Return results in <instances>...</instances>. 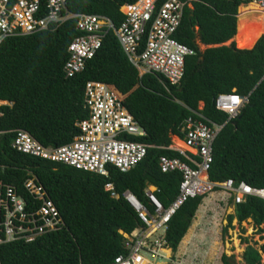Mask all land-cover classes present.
Instances as JSON below:
<instances>
[{"label":"trees","instance_id":"obj_1","mask_svg":"<svg viewBox=\"0 0 264 264\" xmlns=\"http://www.w3.org/2000/svg\"><path fill=\"white\" fill-rule=\"evenodd\" d=\"M137 1L68 0L67 8L74 14L106 17L120 27L125 20L122 7ZM241 5L237 0H197L185 7L175 39L195 55L187 57L184 77L177 86L159 75L140 77L113 33L104 38L101 49L82 72L66 78L63 68L68 47L81 34L76 20L3 42L0 100L13 105L3 107L0 117V130L8 132L0 135V166L5 167L2 179L30 199L24 182L35 177L59 210L66 228L34 243L2 246L1 264H112L119 255H126L125 235L143 224L123 194L130 191L149 209L145 196L148 186L157 188L155 196L165 208L176 199L182 174L162 173L159 159L181 158L179 153L162 148L172 144L173 136L182 137V125L199 110L200 103L207 120L223 126L214 143L210 181L223 184L233 180L235 186L246 183L264 190V36L253 49L250 45L242 50L235 44L224 46L236 38ZM199 43L220 47L201 51ZM88 82L106 84L145 130V137H132L153 146L141 163L126 173L109 168L108 176H103L12 148L13 131L17 130L26 131L49 148L72 142L79 134L76 124L89 118L84 104ZM234 90L248 101L238 116L228 121V115L216 109L215 101L220 94ZM107 184H113L119 198L111 196ZM214 191L221 189L215 187ZM206 198L203 194L189 199L167 224L165 239L174 253ZM226 204L233 205V198ZM234 206L235 214L228 217L230 227L234 219L239 223L252 219L264 235V199L251 196ZM243 257L246 264H264V244L259 250L248 246ZM233 262L222 255V264Z\"/></svg>","mask_w":264,"mask_h":264},{"label":"built area","instance_id":"obj_2","mask_svg":"<svg viewBox=\"0 0 264 264\" xmlns=\"http://www.w3.org/2000/svg\"><path fill=\"white\" fill-rule=\"evenodd\" d=\"M197 0H138L122 7L125 20L120 27L103 16L74 14L67 8L68 0H0V46L11 37L27 36L55 29L68 20H76V29L81 34L68 47V60L63 72L72 78L82 72L103 45L104 38L113 33L132 65L140 75L161 76L169 85L177 86L185 74L186 59L195 52L175 39L184 9ZM232 1V0H229ZM242 6L255 5L264 13V0H237ZM248 101L235 90L220 94L216 109L234 120ZM85 108L89 118L76 124L79 134L73 141L57 148L43 146L24 130L13 131L12 148L52 163L66 165L77 170L108 176L109 168L122 173L129 172L141 163L153 146L132 140L145 137V130L123 106L117 95L100 82H88L85 87ZM13 103L0 100L2 108ZM203 105L193 116L185 120L178 137L184 146L171 144L164 150L179 153L181 158L162 156L159 167L162 173L180 172L182 181L176 199L165 208L155 196L157 188L148 186L145 196L151 209L143 205L130 192L123 198L137 213L143 226L125 235L126 255H119L112 264H142L148 260L143 252L164 259L169 248L165 229L172 217L189 200L212 192L219 187L222 203L233 198L234 205L245 202L247 197L264 199V190L233 180L223 184L209 179L213 163L214 143L223 126L210 122L202 113ZM8 133L0 130V135ZM5 167L0 166V248L6 244L34 243L44 235L66 228L59 210L47 191L35 177L24 182L27 199L16 187L2 179ZM202 173L206 181H202ZM111 196L119 198L113 184H107ZM1 264V260H0ZM150 264V263H148Z\"/></svg>","mask_w":264,"mask_h":264},{"label":"rangeland","instance_id":"obj_3","mask_svg":"<svg viewBox=\"0 0 264 264\" xmlns=\"http://www.w3.org/2000/svg\"><path fill=\"white\" fill-rule=\"evenodd\" d=\"M241 7L238 9L237 17L238 32L240 30L239 24L241 16L239 11ZM234 40L236 42L235 37ZM233 41L228 42L227 45L230 46ZM248 45L250 44L246 43L240 47L236 42L237 48L241 50ZM254 45L250 46L254 47ZM199 47L201 51L205 50V47L200 43ZM173 140L175 141V138ZM174 145H178V143L174 142ZM206 195L207 198L204 200L192 224V228L197 230L196 232L199 234V238L196 236L197 242L192 247V251H189L188 257L184 262L181 259L184 255L183 250L186 245L183 241L181 242L175 255L179 257V264H222L221 257L223 254L234 261L232 264H246L243 255L247 247L252 246L259 250L264 244V235L258 232V228L252 219H248L243 223H239L237 219H234L230 227L228 217L235 214V206L222 203L223 196L220 192L212 191L206 193ZM225 228H227L226 232L223 231ZM189 234H186L185 240L190 237ZM162 254L164 255L166 253L163 252ZM143 256L151 264H160L163 260L155 258L146 252H143Z\"/></svg>","mask_w":264,"mask_h":264},{"label":"bare ground","instance_id":"obj_4","mask_svg":"<svg viewBox=\"0 0 264 264\" xmlns=\"http://www.w3.org/2000/svg\"><path fill=\"white\" fill-rule=\"evenodd\" d=\"M240 24L239 32L236 37L238 46H244L246 43L250 45L256 44L259 38L264 35V13L260 8L255 5H249L248 7L240 8ZM178 141V140H177ZM178 145L184 146L178 141ZM202 181H206L204 173L201 175ZM166 254L168 252L166 251ZM142 264H148L146 260Z\"/></svg>","mask_w":264,"mask_h":264},{"label":"crops","instance_id":"obj_5","mask_svg":"<svg viewBox=\"0 0 264 264\" xmlns=\"http://www.w3.org/2000/svg\"><path fill=\"white\" fill-rule=\"evenodd\" d=\"M242 6V5H241ZM240 6V7H241ZM244 7V6H243ZM234 39V38H233ZM233 39L231 40V41H233ZM230 42V41H229ZM258 42V41H257ZM233 44H235V46H236V42H235V40L231 43V45H233ZM202 45V44H201ZM230 45V46H231ZM256 45V44H255ZM204 46V45H203ZM224 46H229V45H227V43L226 44H224ZM205 47V46H204ZM206 47H211V46H206ZM219 47H220V45H219ZM236 48H237V46H236ZM238 49V48H237ZM239 50H241V49H239ZM251 50V49H250ZM205 51V50H204ZM140 77H142L141 75H140ZM203 105V107H204V104L203 103H200V106H199V108L201 107ZM173 138H175V141L173 140ZM180 139V138H179ZM178 139V137L177 136H173L172 137V144L174 143V142H177L178 143V141H180ZM178 140V141H177ZM189 231H190V234H189ZM189 231H188V233L187 234H189L190 235V237L187 239V240H185V239H183V242H184V244L186 245V247L184 248V255H183V257H182V259H181V261L182 262H184L185 261V259H187V257H188V253H189V251L191 252L192 251V247L196 244V242H197V240H196V236L199 238V234H197V230L196 229H193L192 228V226H191V228L189 229ZM167 252H168V254H165V258L160 262V264H179V257L178 256H175L176 255V253H174L172 250H170V249H168L167 250ZM175 258H176V260H175ZM147 261V260H146ZM147 263H150V261L148 260L147 261ZM151 264V263H150Z\"/></svg>","mask_w":264,"mask_h":264},{"label":"water","instance_id":"obj_6","mask_svg":"<svg viewBox=\"0 0 264 264\" xmlns=\"http://www.w3.org/2000/svg\"><path fill=\"white\" fill-rule=\"evenodd\" d=\"M256 43H257V42H256ZM254 46H255V45H254ZM216 47H219V46H211V47H206V46H205V50L208 49V48H216ZM253 48H254V47H253ZM253 48H252V49H253ZM202 59H203V58H202Z\"/></svg>","mask_w":264,"mask_h":264},{"label":"clouds","instance_id":"obj_7","mask_svg":"<svg viewBox=\"0 0 264 264\" xmlns=\"http://www.w3.org/2000/svg\"><path fill=\"white\" fill-rule=\"evenodd\" d=\"M248 7V6H247ZM234 205V204H233Z\"/></svg>","mask_w":264,"mask_h":264}]
</instances>
